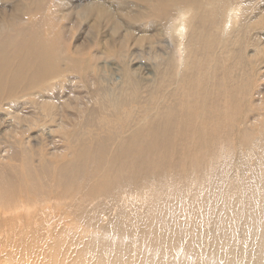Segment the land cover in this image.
I'll return each mask as SVG.
<instances>
[{
  "label": "bare ground",
  "instance_id": "6f19581e",
  "mask_svg": "<svg viewBox=\"0 0 264 264\" xmlns=\"http://www.w3.org/2000/svg\"><path fill=\"white\" fill-rule=\"evenodd\" d=\"M144 1L127 14L177 19L181 57L151 66L147 87L125 66L91 106L44 98L60 73L49 53L0 46V264H264V48L249 49L264 8Z\"/></svg>",
  "mask_w": 264,
  "mask_h": 264
},
{
  "label": "rangeland",
  "instance_id": "374dc122",
  "mask_svg": "<svg viewBox=\"0 0 264 264\" xmlns=\"http://www.w3.org/2000/svg\"><path fill=\"white\" fill-rule=\"evenodd\" d=\"M89 1L43 0L42 3H31V8L26 9L27 2L22 0H0V12L3 8L9 12L12 6L25 9V17L21 19L23 21L4 22L0 28V46L6 43L33 57L49 53L60 69L55 80L44 84L52 86L48 92L42 93L44 98L76 95L82 104L91 106L98 99V90L111 94L113 88L121 85L118 78L121 75L123 77L125 66L132 71V79L137 86L147 87L143 78L148 79L150 86L154 84L151 81L152 75L147 72L151 66L158 60L167 61L169 54L177 53L178 58L181 57L184 41L174 39L176 36L173 38L171 32L177 19L171 20L166 16L154 20L143 15L137 17L127 14L135 12L140 6H148L144 0H102L109 8L105 13L94 7L73 8L79 2L87 4ZM248 2H256V6L264 8V0ZM4 18H0V23ZM147 24L156 25L155 30L144 32ZM261 34L263 37L258 42L260 46L256 47L255 42H252L249 49L264 48V31ZM141 35H148L150 38L139 41L137 36ZM254 35L255 33L252 35L253 41H257ZM26 41L31 50H27ZM168 41L169 47L165 44ZM177 45L180 47L177 48ZM255 51H250L252 57L258 53ZM72 60L82 62L85 69L71 72L69 61ZM160 69L165 71L163 66ZM36 84L34 82L32 88ZM31 91L40 93L34 89ZM27 101L31 103L26 105L30 106L29 110L39 111V107L33 103L36 101L34 96L26 97L24 102ZM46 120L51 123L49 118Z\"/></svg>",
  "mask_w": 264,
  "mask_h": 264
}]
</instances>
